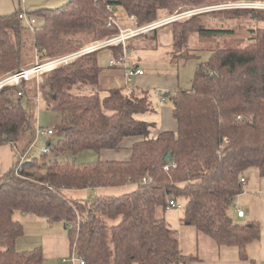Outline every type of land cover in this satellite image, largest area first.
<instances>
[{
    "label": "trees",
    "instance_id": "trees-1",
    "mask_svg": "<svg viewBox=\"0 0 264 264\" xmlns=\"http://www.w3.org/2000/svg\"><path fill=\"white\" fill-rule=\"evenodd\" d=\"M220 1L225 0H69L30 11L38 19L33 30L19 17L20 6L11 14H0V78L35 64L23 51L29 35L31 48L45 61L117 34L119 29L109 25L108 5L135 14L136 25H145L181 7ZM242 12L258 16L261 11ZM199 19L194 15L174 22L175 47L184 45L193 32H233L206 29ZM251 33L244 47L216 49L199 64L192 87L178 89L171 98L176 130L156 134L157 122L140 117L156 112L149 90L111 88L103 94L98 89V51L41 73L38 86L45 105L63 119L62 137L55 145L46 141L51 150L57 156H76L84 150L118 149L126 138H141L130 147L127 160L79 165L70 158L51 159L45 152L40 158H23L36 138V97L31 95L37 94V82L22 79L19 85L2 87L0 145L10 144L18 160L0 173V264H44L42 247L17 248L25 232L14 217L17 210L50 223L63 222L72 249L85 264L191 262L192 257L180 250L176 231L157 215L169 198L180 197L186 200L187 224L219 244L237 246L244 257L248 244L260 238L261 227L234 220L230 209L243 191L241 177L252 168L264 175V27ZM111 49L113 57L121 54V46ZM183 54L192 55L189 48L179 53ZM87 85L96 90L78 92ZM16 92L22 95L14 97ZM129 183L137 188L121 195L75 199L67 194L68 189Z\"/></svg>",
    "mask_w": 264,
    "mask_h": 264
},
{
    "label": "rangeland",
    "instance_id": "rangeland-1",
    "mask_svg": "<svg viewBox=\"0 0 264 264\" xmlns=\"http://www.w3.org/2000/svg\"><path fill=\"white\" fill-rule=\"evenodd\" d=\"M68 1L69 0H57L56 2L53 1L48 4L47 0H45V2L42 0V2L39 3L33 2V0H0V14H11L19 9L20 6L22 8H24V6H27L28 8H33V10L39 9L41 7L55 8L64 5ZM248 2L264 6V0H225L188 8L181 7L172 13H163L156 20L145 25H136V23L138 22L137 16L135 14L127 13L122 8H113L112 10L108 8L111 13L109 25L111 24L110 26L113 25L119 29V32L117 34L113 35L112 37L110 36L96 41H89L83 47H80V49L53 58V60L69 54H73L83 48L101 43L102 41L116 37L117 35L123 33L128 36L124 41H120L117 42V44L108 45L107 47L96 50L98 51V60L102 67L98 89L103 94L110 88L118 87H122L124 89H147L151 94V102L154 105V108H156V110L159 112V108L161 107L159 99L161 98L162 100V98L165 97V102L163 103L167 104L169 107H172V96L180 88L190 89L192 87L193 79L199 64L201 62L208 61L214 50L220 48L224 49L244 47L250 42L253 37L251 30L253 28L257 29L259 27H264V9L242 8V4ZM251 9L260 10L261 12L257 13L260 15L254 16L250 13L242 12ZM118 12L119 14H117ZM186 12L187 14H185ZM128 15H135L136 20H132L134 22L129 21L127 18ZM194 15L200 16L198 23L206 29L225 28L233 30V32L224 34L193 32L189 34L184 45L180 46V48L175 47L173 43L174 39L172 29L174 22L187 20ZM160 22L161 25L154 29L142 30V28L144 27L151 26L154 23L158 24ZM33 27H35V25ZM30 29L33 30L34 28ZM134 32H136V34H134ZM26 40L27 43L25 44L23 51L26 56H29V59L33 58L35 63H44L49 61V59L40 61V58H38L37 56L36 49L31 48V35L26 37ZM116 46L122 47L121 54H123L124 50L126 49L127 59L125 60V62L129 64L128 69H142L144 71V74H142V76L133 74L130 76V79H128V76H126L127 73H125L126 68H124L123 66H110L109 61L113 57L111 48H114ZM129 47H131V49ZM186 48L190 49V53L192 55H179V53ZM15 73H7L6 76L0 78V81ZM40 75L38 77L33 75V77L28 79L30 81L35 80L37 82V94L36 96L31 95V97H36V101L33 99L32 101L34 105H36L35 126H37L35 141L26 152L25 156H23V158L25 159H30L32 157L40 158L42 156L44 147L47 145L46 141L50 139L53 145H55L58 139H60L63 135V119L61 114L59 112L48 109L45 105L42 94H40L39 92L40 89L38 86V82ZM20 82L18 84L13 83L9 85H19ZM95 90V87L90 85L83 87V89H81L80 87L78 88V92L85 94H91ZM71 91L77 92L75 87H72ZM166 93L168 95L164 96ZM21 95L22 94H19V92L14 93V97H19ZM23 102L25 103L26 100H24ZM158 105H160V107H158ZM140 117L145 120H150L148 113L140 115ZM49 128L53 129L54 133L46 136L47 133H44V130H48ZM48 156L51 159L57 158L59 160L70 158L72 161H75L79 165L99 160V152H96L94 150H84L79 152L76 156H73L70 153L57 156L52 150H50L48 152ZM253 171V169L249 170V182H252L254 179V175L252 174L254 173ZM244 189H246L245 186ZM91 190L92 188L68 189L67 194L68 196L75 199H88L89 197L94 195ZM242 194L243 193L238 194V196L235 198L237 202H240V197ZM244 199L245 198L243 197V200ZM178 201L182 204H185L186 202L183 197L178 198ZM24 213L25 212L17 210L14 215L15 219L19 220L23 224L25 230L24 235L20 237L21 239L18 241V244L23 241L24 244L28 245V248L31 247L34 249L36 247H41L42 245L40 241L42 240V236H44V234H46V232L50 228L53 231H56L54 234H52V237H62L64 235L66 236V238L68 237V231L65 229L63 222L59 221L55 223H43L41 219L32 217V215L30 214L27 216H23ZM157 215H159L160 217L164 216V218H166V223L177 231L183 249L184 245L189 246L192 244H196V237L190 236L189 232H191V230L197 231V229L194 225L187 224L182 219L184 216L183 208L166 207V209H163L162 207H158ZM202 235L203 233H201V236ZM201 243L202 240L198 241V244ZM189 247L186 249H189ZM72 252L76 256L78 255L72 248L71 250L69 248V251L66 254L57 253L54 256H45L44 264H68L63 262V258H70Z\"/></svg>",
    "mask_w": 264,
    "mask_h": 264
},
{
    "label": "crops",
    "instance_id": "crops-1",
    "mask_svg": "<svg viewBox=\"0 0 264 264\" xmlns=\"http://www.w3.org/2000/svg\"><path fill=\"white\" fill-rule=\"evenodd\" d=\"M43 1L45 2V0ZM53 1L56 2L57 0H47V3L49 4ZM33 2L39 3L42 2V0H33ZM23 10H26L27 12L30 13V11H32L33 8H28L27 6H24ZM36 20L38 19L36 18ZM125 73H127L126 69H125ZM118 88H122V87H118ZM159 102L161 105V107L160 105H158V107H160L159 112L156 110V112H154L152 115L150 114L149 116L151 121L157 122L158 127L155 131V134L162 130H176L177 121L174 117L173 106L169 107L167 104L163 103L161 98L159 99ZM140 139L141 138L139 137L126 138L122 142L121 147L118 149L101 150L99 152V160L129 159L131 156L130 147ZM15 153H16L15 150L10 144L0 145V173H5L15 166L16 161L18 159V154ZM252 169L254 170L253 171L254 173H252L254 175V179L252 182H249L250 181V176L248 175L249 172L246 174L247 180L245 183H243V191L241 192L243 194L240 197V202H237L234 199L230 209V214L234 218V220L241 222L243 224L257 222L261 227L260 238L248 244L246 248V254L244 257H242L239 248L237 246L228 245V244H219L213 238H211L210 236L204 233L201 236L202 232L199 231L197 228H196L197 231L191 230V232H189L190 236L196 237V241H197L196 244L189 245L191 247H189L188 245H184V249H183L180 243V237L177 231L175 230L179 239V247L181 252L186 256L192 257L191 262L189 261L188 263H184V264H264V175H261L257 168H252ZM244 186L246 189H244ZM136 188H137V184L129 183L117 187L92 188L91 191L94 193V195H121L124 193L131 192ZM243 197L245 198L244 200ZM237 209L244 210V216H239ZM29 214L32 215V217H37L41 219L43 223L49 222L45 217L38 216L33 213H24L23 216H27ZM55 232L56 231H53L50 228L48 229L46 234L42 236V240L40 242L42 245L41 247L43 249L44 258L45 256L48 255L54 256L57 253L64 254L67 250L69 251V248L70 250L72 248L69 236L67 238L65 235L62 237H52L53 236L52 234H54ZM20 239L21 238H19L18 241ZM201 240L202 243L198 244V241ZM18 241H17V248L19 250L33 249L31 247L28 248V245L24 244L23 241H21V243L18 244ZM188 247L189 249H186Z\"/></svg>",
    "mask_w": 264,
    "mask_h": 264
},
{
    "label": "built area",
    "instance_id": "built-area-1",
    "mask_svg": "<svg viewBox=\"0 0 264 264\" xmlns=\"http://www.w3.org/2000/svg\"><path fill=\"white\" fill-rule=\"evenodd\" d=\"M242 6H243L242 8L264 9V6L254 4L252 2H248V3L242 4ZM108 8L110 10L113 9V7L111 5H108ZM117 14H119V12ZM185 14H187V12ZM19 17L23 20L25 25L28 26L29 28H33V26L37 22L35 16L31 15L26 10H23L19 14ZM127 18H128L129 21L136 20V16L135 15H132V16L128 15ZM173 18H175V17H173ZM132 22H134V21H132ZM161 22L158 23V24L154 23L151 26L144 27V28H142V30H144V29H154V28L160 26ZM162 24H164V23H162ZM134 34H136V32H134ZM127 37L128 36H126L125 34L121 33L120 35H117L116 37L107 39L105 41H102L101 43H97V44H94L92 46H88L87 48H83V49H81V50H79V51H77V52H75L73 54H69V55L54 59V60L52 59L51 61L49 60L48 62H44V63L37 62L32 67H30L28 69L20 70V71L16 72L15 74H13V75L3 79L2 81H0V89L2 87L6 86V85H9V84H13V83L18 84L22 79L28 80L31 77H33V75L38 77L40 75V73H42L45 69L52 68V67H54L56 65H59V64H62V63L69 62L70 60H72V59H74V58H76V57H78L80 55H83V54L88 53V52L96 51L98 49L107 47L108 45L117 44V42L124 41ZM126 59H127V51L125 49L123 54H120L119 56L111 58L110 61H109V64L112 67L123 66L124 68H126L128 79H130V76L133 75V74H139V75L144 74V71L142 69L134 68L132 70H129L128 69L129 68V64L125 62ZM19 94H22V93L19 92ZM162 101L163 102L165 101V97L162 98ZM44 133H47L46 136H48L50 134H53L54 130L49 128L48 130H44ZM50 150H51V148L48 145H46L44 147V149H43V152L48 153ZM165 168L168 169L169 166H166ZM246 180H247V178L245 176L241 177V182L242 183H245ZM144 181H146V178H144ZM167 208H184V204H182L181 202H179L178 200H176L174 198H169L168 202H167ZM237 212H238L239 216H244V210L237 209ZM73 250L76 253L74 247H73ZM63 262L64 263H68V264H78V263L85 264L84 259L81 256H79V255L76 256L73 252L70 255V258H63Z\"/></svg>",
    "mask_w": 264,
    "mask_h": 264
},
{
    "label": "water",
    "instance_id": "water-1",
    "mask_svg": "<svg viewBox=\"0 0 264 264\" xmlns=\"http://www.w3.org/2000/svg\"><path fill=\"white\" fill-rule=\"evenodd\" d=\"M168 94L166 93L164 96H167ZM50 141L47 142V145H49ZM169 156H167L168 159Z\"/></svg>",
    "mask_w": 264,
    "mask_h": 264
}]
</instances>
